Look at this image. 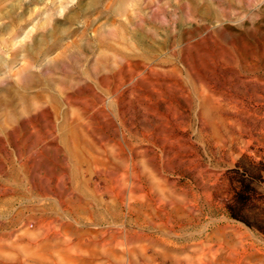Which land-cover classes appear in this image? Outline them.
Returning a JSON list of instances; mask_svg holds the SVG:
<instances>
[{
    "label": "rangeland",
    "instance_id": "374dc122",
    "mask_svg": "<svg viewBox=\"0 0 264 264\" xmlns=\"http://www.w3.org/2000/svg\"><path fill=\"white\" fill-rule=\"evenodd\" d=\"M0 264H264V0H0Z\"/></svg>",
    "mask_w": 264,
    "mask_h": 264
},
{
    "label": "bare ground",
    "instance_id": "6f19581e",
    "mask_svg": "<svg viewBox=\"0 0 264 264\" xmlns=\"http://www.w3.org/2000/svg\"><path fill=\"white\" fill-rule=\"evenodd\" d=\"M164 211V215H165V217L167 218V220L168 219H171L172 218V223L174 224V223H176L177 225L179 224V225H185V224H187L188 222H189V219H180V218H174V217H172V214H171V212H169V211H167V210H163Z\"/></svg>",
    "mask_w": 264,
    "mask_h": 264
}]
</instances>
